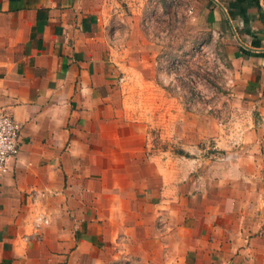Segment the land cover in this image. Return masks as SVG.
Instances as JSON below:
<instances>
[{"label": "crops", "instance_id": "obj_1", "mask_svg": "<svg viewBox=\"0 0 264 264\" xmlns=\"http://www.w3.org/2000/svg\"><path fill=\"white\" fill-rule=\"evenodd\" d=\"M149 1L0 0V109L20 127L0 264H264V0H164L224 46L246 112L217 127L171 96L165 112L132 103L138 79L161 94L109 36Z\"/></svg>", "mask_w": 264, "mask_h": 264}, {"label": "rangeland", "instance_id": "obj_2", "mask_svg": "<svg viewBox=\"0 0 264 264\" xmlns=\"http://www.w3.org/2000/svg\"><path fill=\"white\" fill-rule=\"evenodd\" d=\"M145 9L141 22L127 30L122 22L113 23L109 36L115 57L131 67L130 73L135 71L145 78L154 74L155 90L161 94L160 107V95L155 99L156 105L153 101V85L138 79V83L134 81L132 102L137 111L154 112L155 106L156 112H165L168 102L164 97L171 96L174 112H205L210 117V127H217L219 121L228 125L229 112H246L243 102L233 96L232 66L219 38L192 33L191 22L188 20V26L186 19L188 14L177 1L172 5L164 0H150ZM137 45L155 49L138 52L134 48ZM127 46L132 49L126 53ZM236 121L233 119L232 123ZM215 141L210 137L203 142L204 157L218 156L212 149Z\"/></svg>", "mask_w": 264, "mask_h": 264}, {"label": "built area", "instance_id": "obj_3", "mask_svg": "<svg viewBox=\"0 0 264 264\" xmlns=\"http://www.w3.org/2000/svg\"><path fill=\"white\" fill-rule=\"evenodd\" d=\"M20 127L12 116L0 109V176L7 171V164L18 154Z\"/></svg>", "mask_w": 264, "mask_h": 264}]
</instances>
